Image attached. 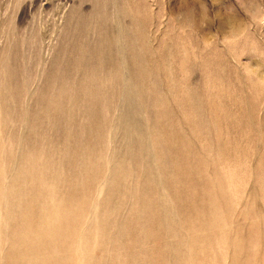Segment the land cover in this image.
<instances>
[{"label":"rangeland","instance_id":"1","mask_svg":"<svg viewBox=\"0 0 264 264\" xmlns=\"http://www.w3.org/2000/svg\"><path fill=\"white\" fill-rule=\"evenodd\" d=\"M0 264H264V0H0Z\"/></svg>","mask_w":264,"mask_h":264},{"label":"bare ground","instance_id":"2","mask_svg":"<svg viewBox=\"0 0 264 264\" xmlns=\"http://www.w3.org/2000/svg\"><path fill=\"white\" fill-rule=\"evenodd\" d=\"M120 47H122V46H120ZM122 50V49H121ZM117 53V52H116ZM119 53V52H118ZM121 53H123L124 54V52H121ZM117 57H118V55H117ZM117 61V60H116ZM120 61V60H119ZM123 61V60H122ZM121 61V64H120V66L122 65V63L124 62H122ZM126 62V61H125ZM120 63V62H119ZM122 67V66H121ZM123 67H124V65H123ZM129 111V110H128ZM122 130L123 131H121L122 132V135L124 136L123 138H124V152L126 153V154H132L133 153V151H135V152H138V153H140V155L141 154H143V155H145L146 157H145V164L147 165V166H149L150 165V162H149V157H147V154H146V150H145V145H144V143H143V138H142V135H141V132L139 131V129L138 128H136L135 127V125H133L132 124V122H130V121H127V122H124V125H123V127H122ZM140 132V133H139ZM136 147V148H135ZM137 147H139V148H137Z\"/></svg>","mask_w":264,"mask_h":264}]
</instances>
